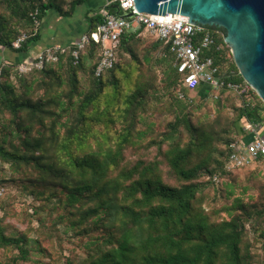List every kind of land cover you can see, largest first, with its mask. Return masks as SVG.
I'll return each instance as SVG.
<instances>
[{
  "label": "trees",
  "instance_id": "16d2710c",
  "mask_svg": "<svg viewBox=\"0 0 264 264\" xmlns=\"http://www.w3.org/2000/svg\"><path fill=\"white\" fill-rule=\"evenodd\" d=\"M91 1L0 0V48L18 56L5 61L0 82V162L28 167L35 177L22 179L23 187L54 202L65 233L74 232L82 255L63 264H264L255 250L257 243L264 249V183L258 198L250 193L264 173L251 171L238 183L234 174L249 167L226 169L232 143L248 136L246 125L264 123L257 92V102H237L233 116L204 123L189 101L193 92L209 98L207 87L184 88L180 98L171 43L149 39L143 28L121 36L114 67L101 76L102 47L94 41L78 60L75 43L57 62L18 72L50 13L72 17ZM98 1L86 13L87 33L105 20V0ZM108 8L121 13L118 2ZM208 27L217 39L209 55L234 73L228 80L244 82L226 30ZM231 92L214 98L220 114ZM165 110L174 114L166 126L149 120ZM39 238L38 250L48 253ZM31 241L27 229L0 219V250H17L0 255V264L29 260Z\"/></svg>",
  "mask_w": 264,
  "mask_h": 264
},
{
  "label": "built area",
  "instance_id": "2783aa9c",
  "mask_svg": "<svg viewBox=\"0 0 264 264\" xmlns=\"http://www.w3.org/2000/svg\"><path fill=\"white\" fill-rule=\"evenodd\" d=\"M118 2L121 13H112L109 5ZM105 20L97 29L85 33L76 42L72 51L78 60L81 51L86 45L94 41L101 45L102 55L96 67V75L101 76L108 69L114 67L116 62V49L120 38L128 31L143 28L156 38L171 43V50L177 58L178 71L181 74V85L178 89L180 98H184V88L195 89L200 85L207 87L210 96L218 98L223 90L235 92L241 101L248 104L254 100V88L247 82H235L228 80L215 59L208 51L217 43L214 31L208 27L193 24L189 18L182 14L166 13L151 14L139 12L135 6V0H105L101 9ZM133 11L131 18L124 17V12ZM173 15V17H172ZM25 35L17 39L15 47H20ZM70 46L53 45L39 51L35 56L28 57L18 65L19 73H27L34 69H43L47 65L57 62L60 54ZM221 46H219L220 48ZM5 61L0 62V82L3 75ZM250 122L246 125L251 140L241 139L232 143V151L228 158L226 169L235 170L241 167H250L256 163L264 164V134L262 126ZM217 179V178H215ZM5 194V188L0 187V197Z\"/></svg>",
  "mask_w": 264,
  "mask_h": 264
},
{
  "label": "rangeland",
  "instance_id": "374dc122",
  "mask_svg": "<svg viewBox=\"0 0 264 264\" xmlns=\"http://www.w3.org/2000/svg\"><path fill=\"white\" fill-rule=\"evenodd\" d=\"M144 36L149 39H155L149 32L144 30ZM162 75V74H161ZM159 75L158 87L160 92H163V82H160ZM83 83H86L83 81ZM165 85V84H164ZM191 109L197 115V117L203 118V122L206 123L209 120L216 119L220 115V119L223 120L225 117L233 116L234 105L241 103V99L236 95L235 92L225 95V102L229 104L223 112L219 111V104L215 100L214 96H209L207 99H201L196 92L191 94ZM221 95V94H220ZM220 97V96H219ZM218 97V98H219ZM253 97L255 95L253 94ZM215 98V99H214ZM257 102L256 97L254 98ZM238 102V103H237ZM253 102V103H254ZM262 120L264 121V109L260 110ZM174 117L173 113L168 110L164 112H155L149 120H155L158 126H166V124L171 121ZM229 119V118H228ZM263 124H259V127H263ZM236 138L238 135L235 133ZM131 159L136 158V156L128 153ZM261 170L264 173V164L256 163L249 168L242 169L234 174L235 182L243 183L249 179L251 171ZM35 177L32 171L25 167L21 171L15 170L9 164H4L0 162V184L4 185L5 194L0 197V219L8 223L16 225L21 230H26L29 232L30 237L33 239L31 245L34 248L32 255L29 260L21 261L22 264H63L67 257L70 256H81L82 253L77 246V238L73 231L65 233L67 229L66 224L57 220L60 210L55 209L54 202H48L43 199H36L32 194H30L21 184V180L26 177ZM256 180L257 188H252L250 193H255L259 191L261 185L264 183V178L258 177L253 178ZM255 186V187H256ZM256 198L258 194L255 193ZM38 213H34L36 211ZM251 234L253 235V230L251 228ZM40 237V238H39ZM42 244V247H47L49 249L48 253L40 252L37 247ZM37 239V240H36ZM257 254L260 256L261 260H264V249L261 248V243H257V248L255 249ZM13 254H17L15 249L0 250V255H5L3 259ZM50 254V255H49Z\"/></svg>",
  "mask_w": 264,
  "mask_h": 264
},
{
  "label": "water",
  "instance_id": "95a60500",
  "mask_svg": "<svg viewBox=\"0 0 264 264\" xmlns=\"http://www.w3.org/2000/svg\"><path fill=\"white\" fill-rule=\"evenodd\" d=\"M135 6L139 12L178 13L202 27L224 28L238 73L264 102V0H135ZM121 15L131 18L134 12Z\"/></svg>",
  "mask_w": 264,
  "mask_h": 264
},
{
  "label": "crops",
  "instance_id": "0c3cea01",
  "mask_svg": "<svg viewBox=\"0 0 264 264\" xmlns=\"http://www.w3.org/2000/svg\"><path fill=\"white\" fill-rule=\"evenodd\" d=\"M101 3L98 0H93L88 6L81 7L72 17H63L53 12L47 17L41 30V39L33 46L30 54L26 56H35L42 49L53 46H70L75 44L82 35L87 33L88 22L85 18L88 9L99 6ZM104 5V4H103ZM18 58L17 55L9 52L6 49L0 48V62ZM232 73L225 72L224 74ZM251 140V135L245 138Z\"/></svg>",
  "mask_w": 264,
  "mask_h": 264
}]
</instances>
